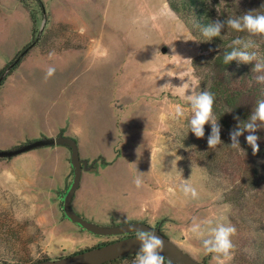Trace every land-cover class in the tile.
Here are the masks:
<instances>
[{"label": "rangeland", "instance_id": "obj_1", "mask_svg": "<svg viewBox=\"0 0 264 264\" xmlns=\"http://www.w3.org/2000/svg\"><path fill=\"white\" fill-rule=\"evenodd\" d=\"M41 1L45 10L36 0H0V76L20 52L37 41L9 75L0 77V151L48 139L28 138L31 124L38 127L47 120L46 126L70 127L77 108L89 105L95 108L111 102L112 130L116 133L124 129L123 136L121 130L118 132L114 148L118 156L123 149V166H126L123 209L127 197L137 199L133 200L136 206L132 209L113 211L110 217L107 215L106 223L99 225L147 224L159 229L197 261L216 264L213 254L203 250L201 240L188 227L194 218L211 220L213 224L224 222L237 230L232 237V257L226 264H264V129L256 133L263 149L255 155L247 147L241 146L243 151L229 147L230 132L222 127L223 145L210 149L207 143L210 125L205 126L203 139L189 132L191 112L183 95L187 90L173 88L190 81L204 90L205 79L206 88L211 86L214 79L211 77L219 71L206 64L209 61L202 64L199 60L214 55L215 46L210 41L201 46L165 0ZM262 1L224 0L220 7V0H212L211 5L217 11L214 20L222 18L219 12L227 18L259 9ZM57 10L79 16L81 24L85 22L100 39V47L112 49L114 53L122 47L127 56L128 78L123 81L113 76L119 67H107L108 64L107 68L102 64L99 70L105 69L112 76L93 66L89 73L85 66L81 69L84 78L81 75L75 83L69 79L63 95L64 100L67 98V102L74 104V110L72 107L65 118L56 117L54 110L40 114L35 105L44 94L41 77L46 75L47 68L54 66L61 72L65 64L60 60H46H54V55L62 53V49L72 45L80 47L86 42V36L85 40L81 38L76 28L57 21ZM240 38H249V34H240ZM251 39L264 57V40L260 36ZM49 53L54 55L50 57ZM25 59L28 61L22 64ZM238 67L236 64L230 70ZM133 75L139 77V84L132 85ZM88 76L93 80L90 90L87 82L84 83ZM168 84L173 87H164ZM125 87L132 88L136 98L131 94L129 98H120ZM177 106L184 108L183 119L175 116ZM82 121L85 122L84 118ZM66 132L61 128L59 136L65 137ZM47 148L35 150L43 152ZM13 159L0 158V264H37L136 236V232L115 236L94 234L67 218L63 211L64 198L74 181L75 171L73 168L68 174L64 157H56L55 182L45 181L44 173L25 172L24 166L14 164ZM86 162L85 168L93 169L106 160L99 156ZM137 176L142 180L139 188L134 184ZM126 179L130 189L124 187ZM189 179L198 192L196 199L181 191L184 181ZM54 184L56 188L52 187ZM117 190L113 194H120V189ZM135 259L136 255H131L109 264H133ZM169 262L165 257V264Z\"/></svg>", "mask_w": 264, "mask_h": 264}, {"label": "crops", "instance_id": "obj_2", "mask_svg": "<svg viewBox=\"0 0 264 264\" xmlns=\"http://www.w3.org/2000/svg\"><path fill=\"white\" fill-rule=\"evenodd\" d=\"M67 13L68 14H63L57 10V21L61 24L73 26V29L76 28L75 30L80 34L81 38L84 39L86 36V40L84 39L86 42H83V45L80 47L79 45L76 47L72 45L71 48L66 50L62 49V53L54 55V60H46L47 62L60 60L65 62V64L62 67L61 72L56 68L55 74L51 78L45 79V76L41 77L42 75H39L42 79L41 84L43 85L42 91L44 94L41 100L35 104L39 109L38 111L40 114H48L50 110H54V115L56 117L67 116L72 109L74 104L67 102V98L64 100V85H67L66 82H68L69 79H74L73 82L75 83L81 75L84 78L85 74H82V67L87 66L85 69H88L86 71H89V73L91 72L89 70L91 66L96 67V69L98 68V70L102 64L105 68L111 66L119 67V70L114 71L115 73L113 76L118 77L120 81L125 80L126 77L128 78V74L125 70L127 56L122 47L121 50L117 49L115 53L112 49H104L103 47H100V39L96 38L94 31L89 29L85 22H82L81 24L82 19H78L79 16L74 17L70 15L69 12ZM134 53H137V50H134ZM29 57L27 56L26 58ZM38 59L42 58L40 57ZM26 61H28V59H25L22 64ZM106 64H108L107 67ZM153 68H149V70L152 71ZM104 70L101 69L99 71L104 72ZM104 73L107 72L105 71ZM107 75L112 76L111 73H107ZM92 81L93 80L90 76L84 80V83L87 82L89 90L90 82ZM140 81L139 77H136L135 75L130 77L132 85L139 84ZM135 93L136 92H132V88L128 90L125 87L123 88V95H121L120 98H124L125 96H128L129 98V94H131V97L136 98ZM111 109V102L97 105L95 108L90 105L77 108L74 113L76 117L73 119L72 126L70 127H67L66 125H60L59 127L58 125H53L52 127L46 126L45 123L47 124L49 122L47 120L38 125V127L31 124L29 126V132L31 135L28 136V138L37 139L44 136L47 138H56L62 142L56 146L48 147L43 151L44 153L39 150H33L13 159L14 164L24 166L23 169L25 172H29L31 175L36 172L40 174L44 173L47 175L45 181L49 180L55 182L54 168L57 165V156L64 157L68 174L72 172L74 168L73 150L68 143L69 141H73L78 150L83 172L80 188L73 198L72 208L75 213L84 219L98 225L105 224L106 217H108L107 215L110 217L111 212L113 211H128L132 209L135 205L133 200L135 198L137 199L136 196L127 197L124 200L126 205L124 207L125 209H123V169H125L126 166H123V149L118 156L116 155L114 148L117 146L119 138L118 132L121 130L120 135L123 136L124 129L122 127L116 133L113 132L110 122ZM82 118H84L85 122L82 121ZM47 125H49V123ZM61 128H65L67 131L65 137L59 136ZM121 147L123 148V142L121 143ZM99 156H103L107 163L105 162L101 164L99 162V164L93 169L85 168L87 165L86 161L92 162ZM130 169L131 168H129V170ZM38 178L39 177H37V179ZM112 178L114 179L112 180ZM62 180L61 184H63ZM128 181L129 180L126 179L124 187L130 189L129 187H131V184ZM52 187L56 188L57 185L55 186L54 184ZM117 189H120L122 198H120L121 195L118 193L113 194L115 190L118 192ZM137 190L138 189H136L135 195H137ZM131 203L134 204L131 205Z\"/></svg>", "mask_w": 264, "mask_h": 264}, {"label": "clouds", "instance_id": "obj_3", "mask_svg": "<svg viewBox=\"0 0 264 264\" xmlns=\"http://www.w3.org/2000/svg\"><path fill=\"white\" fill-rule=\"evenodd\" d=\"M211 2L212 0H208L209 4ZM222 3H224V0H220V4ZM197 27L200 28L202 36L208 41L221 37L225 29H231L237 33H248L249 38L237 37L232 41V50L224 54L223 62L230 64L233 61H238L243 64L254 65L253 72L258 73L255 77L256 81L264 83V57L257 50L258 44L251 39V37L264 36V13L249 11L241 16H228L223 20L217 18L206 26L197 25ZM52 55L54 53H49L50 57ZM55 71L54 66H49L45 79L54 76ZM171 87L173 86L171 85ZM173 88L187 90L183 95L191 112L188 120L189 132L193 133L198 139H203L205 137V126L210 125L211 132L207 139L209 148L216 149L218 146L223 145L221 126L214 111V95L208 90H201L190 81H187L181 87ZM184 115V108L177 106L175 109L176 118L183 119ZM235 119L238 123L229 134L231 140L229 147L242 150L240 137L245 136V133H247L245 139L253 154L259 153L258 141L260 137L256 133L258 130L264 129V100L257 101L247 121H241L239 116H236ZM172 165L176 166V160L172 162ZM134 184L137 188L142 185L140 176L134 179ZM181 191L185 196H190L192 199L198 197V192L191 185L190 179L184 181ZM188 231L201 240L202 248L206 253L213 254V260L216 261V264H226L231 259L234 249L232 237L237 231L234 225L224 222L213 224L211 220H197L194 218L188 227ZM136 241L139 243L140 248L133 264H165L164 241L156 232L152 229H136Z\"/></svg>", "mask_w": 264, "mask_h": 264}, {"label": "trees", "instance_id": "obj_4", "mask_svg": "<svg viewBox=\"0 0 264 264\" xmlns=\"http://www.w3.org/2000/svg\"><path fill=\"white\" fill-rule=\"evenodd\" d=\"M20 1L22 2L23 0ZM36 1L40 3V5L43 6V10H45L42 1ZM165 1L170 10L190 29L192 32L191 34H193V36L199 40L201 46H203V44H205L208 40L202 36L200 28L197 27V25L206 26L211 21H214V17H216L217 13L214 7L208 3V0ZM219 5L221 7V4ZM253 11L264 13V0L260 3L259 9L254 8ZM228 12L232 13V10ZM221 13L222 12H219V16L222 17L220 19H226V16ZM245 13L247 12L243 11L237 14V16H241ZM240 34L243 33L237 34L231 29H225L222 32L221 37L213 38V40L210 41V44H213L217 50L215 54L210 55L209 58L202 57L199 60V63L202 62V64L209 61L210 63L206 64H210V67L214 68L215 71L216 69L219 71L211 77L214 78L211 86L209 85L208 88H206V79L203 85L204 90H208L214 95V111L217 119L219 120L221 127L223 129L225 128V130L227 129L229 132L237 126L238 121L235 119L236 116H239L241 121H247L252 113V110L255 108L257 101L264 100V83H258L256 81L255 77L258 73L253 72L254 65L243 64L238 61H233L230 64H225L223 62L224 54L232 50V41L237 37H240ZM260 38L264 40V36H260ZM36 44L37 41H33L22 52H20L15 59L10 62V65L7 66L5 69L6 72L3 71L1 73V76H3L0 77L3 78L5 75H9L11 71L21 63L22 59L28 54L30 49H32ZM197 63L198 62L195 61L193 64L196 65ZM236 64L239 65L238 69L235 71L230 70L232 69V66ZM194 67L197 70L196 66ZM240 145L243 148L247 147L251 150V147L245 142V137L240 139ZM262 149L260 150L262 151Z\"/></svg>", "mask_w": 264, "mask_h": 264}, {"label": "water", "instance_id": "obj_5", "mask_svg": "<svg viewBox=\"0 0 264 264\" xmlns=\"http://www.w3.org/2000/svg\"><path fill=\"white\" fill-rule=\"evenodd\" d=\"M62 141L56 138H48L37 140L23 146L18 147L14 150L9 151H0V158H13L19 155L25 154L27 152L33 151L42 147H50L53 145H58ZM72 147L73 152V167L75 171L74 181L68 190L63 204V211L67 218L77 224L79 227L84 228L87 231H90L98 235H121L127 233L136 232V229L144 230H153L161 237L164 241V252L163 255L172 263V264H203L189 255L187 252L183 251L178 245H176L170 238H168L164 233L159 229H155L147 224L143 223H133L126 224L115 227H108L97 225L92 223L77 213L74 212L72 208L73 198L75 197L76 192L80 188L81 177H82V163L79 159V154L77 147L73 141L68 142ZM140 245L136 241V236L130 237L106 246L99 248H93L88 251L72 255L70 257L60 258L56 260H47L37 264H106L113 261H116L121 258H125L131 255H136L139 251Z\"/></svg>", "mask_w": 264, "mask_h": 264}]
</instances>
